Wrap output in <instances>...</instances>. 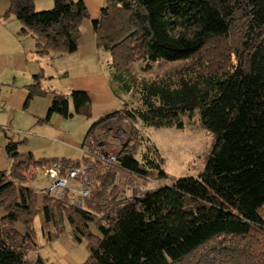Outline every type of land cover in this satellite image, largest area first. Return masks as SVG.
Segmentation results:
<instances>
[{"label": "trees", "instance_id": "trees-1", "mask_svg": "<svg viewBox=\"0 0 264 264\" xmlns=\"http://www.w3.org/2000/svg\"><path fill=\"white\" fill-rule=\"evenodd\" d=\"M35 1L8 0L2 18L18 21L19 37L35 40L37 57L75 53L81 25L89 20L85 3L53 0L51 9L36 11ZM91 26L97 49L108 53L116 74L127 71L138 56L143 70L158 61L179 66L137 81V108L122 107L90 125L86 139L93 147L99 148L96 129L111 120L130 125V144L121 148L118 165L106 170L80 209L69 196L59 200L29 186L35 176L31 169L58 159L19 153V143L8 139L11 166L0 172V264H46L39 256L29 258L38 251L36 217L48 242L67 229L77 242L85 240L83 264H264V0H104ZM43 78L42 73L33 76L24 109L48 94ZM53 115L91 118L85 94H52L40 122ZM194 117L214 137L198 178L170 181L153 156L135 158L137 123L183 130V119ZM118 169L149 177L155 171V178L168 185L117 201Z\"/></svg>", "mask_w": 264, "mask_h": 264}, {"label": "rangeland", "instance_id": "rangeland-1", "mask_svg": "<svg viewBox=\"0 0 264 264\" xmlns=\"http://www.w3.org/2000/svg\"><path fill=\"white\" fill-rule=\"evenodd\" d=\"M3 14L0 16V27L3 26V21L6 22L7 26L9 25V29L13 23V26L16 25V22L12 23L14 20L10 21L14 18L4 20L2 18ZM1 29L0 171L7 172L11 166L5 153L8 139L19 143V153L30 152L36 159L61 160L62 158H68L75 160L81 158L83 154L80 151L70 150V146L66 143L67 141L64 142L60 138L64 136V132L68 134L69 130H76L75 135L77 137L79 135L84 136V130L87 128L82 126L84 123L86 124L85 117L74 116L71 119L63 120V126L60 131L56 129L52 130L50 124L39 122L38 118L35 117L36 114H42V118H44L49 108L47 102H51L52 94H68L64 84L67 83L70 76L72 77L77 74L75 73L76 71L70 70L67 73L68 77L64 73H59V65H65V63L63 64L64 60H50V62L48 57L25 56V53L19 46L18 49L20 50L4 38L5 35L1 34ZM91 31L92 27L90 24L89 26H85V28L81 25L80 35L82 36L83 34L85 38L87 35L90 36ZM81 53H83L82 47ZM97 53L98 55H94L97 67H88L86 75L90 77L93 74L99 73L98 68L100 67L103 70V77L108 84L112 85L117 97L111 101L107 99L100 102L92 100L93 102L88 104L89 110L90 114L96 118L119 110L122 107L127 110L137 108L139 102L134 91L135 83L141 79L152 80L175 70L179 66L178 63L158 61L152 63L147 70H143V58L138 56L136 62L127 71L118 74L123 81L116 82L117 84L115 85V82L112 80L113 76L109 75L111 68H108V66L110 67L108 53L102 49H98ZM42 69L46 74L53 76L52 82L47 85L50 91L45 97L31 100L28 107L24 109L26 83L31 82V74L33 73H42L44 75ZM183 123V130L152 128L144 126L141 123L136 124L139 145L135 150V158L141 161L144 156H153L161 164L162 170L170 181L181 178H198L204 172L214 144L213 135L200 127L197 117L191 119L184 118ZM102 126H104L103 136L107 137L113 132L114 137V141H109L110 146L108 149L106 151L102 150L109 155H117V147L123 146L124 142L130 137V125L124 121L111 120ZM44 169H31L32 174L35 176L29 182V186L39 194H45L47 187V179L43 174ZM155 176L156 172L154 171L150 177L156 179ZM148 187L151 190L154 188L152 185H148ZM2 215L3 212L0 210V217ZM15 228L18 232L25 233L24 226L21 223H17ZM33 230L38 251L37 253L29 254L31 260L39 256L46 264H83L86 261L88 257L86 241L77 242L69 234L68 229L60 238L48 242L46 236L42 234L39 218L36 217L33 221ZM91 231L97 234L94 227H91Z\"/></svg>", "mask_w": 264, "mask_h": 264}, {"label": "crops", "instance_id": "crops-1", "mask_svg": "<svg viewBox=\"0 0 264 264\" xmlns=\"http://www.w3.org/2000/svg\"><path fill=\"white\" fill-rule=\"evenodd\" d=\"M82 1L85 3L88 9V12H89V20L84 21L82 23L83 28H85V26H89V24L91 25V22L96 21L99 18V12H100V9L102 8L104 0H82ZM37 5H38V8H37ZM52 5H53V0H36L34 3V8L36 11H43L46 9H51ZM7 6H8V0H1L0 16L5 12V10L7 9ZM10 21H12V23L16 22L15 23L16 25L13 26L14 24L13 23L12 27L9 29V25L7 26L6 22L3 21L2 23L3 26L0 27L2 28L1 34L5 35L4 38L8 40L9 42H11V44H13L14 47L18 49V46H19V48L22 49L23 52L25 53V56L33 55L37 57L35 54V50H34L35 40L31 37H25V38L19 37L18 33L20 31V24L15 19H11ZM84 32H85V29H84ZM81 47H82L83 53H81ZM97 51L98 49L96 47V39H95V35L92 30L90 32V36L87 35L84 38L83 34L82 36L80 35L78 39V48L75 53L73 54L50 53V55L45 56L49 58V61L50 60H64L63 64L65 63V65H62V66L59 65L60 67L59 73H64L67 75V73L70 70L76 71L75 73L77 74L75 76L69 77L67 75L69 78H68L67 83L64 84L65 89L67 90V93H68L66 96H69L71 91H81L85 94L88 104H91L93 102L92 100L100 102V101L107 99L111 101L113 100V98L117 97L116 92L114 88L112 87V85L108 84V82L103 77V70L100 67L98 68L99 73L91 75V76L95 75L94 77H91V76L87 77L86 75L88 67H94V66L97 67V62L95 61V57H94V55H98ZM1 66H2V63L0 61V67ZM108 68L110 67L108 66ZM42 71L44 73L43 75L44 78L41 81V87L45 91L49 92L50 89L48 88L47 85L48 83L52 82L53 76L46 74L43 69ZM34 75L36 74L34 73L31 74V82L26 83L27 86H25L26 87L25 88L26 90L25 98L27 97V87L32 84ZM109 75L113 76L112 80L115 82V85L118 82L123 81V79L118 74L114 73L111 69L109 71ZM106 85L108 86L106 87ZM60 95H65V94L61 93ZM49 105H50V101L47 102L48 107ZM35 117L38 118L39 122L40 120L44 119L42 118L43 117L42 114H36ZM96 119L97 118L93 115H91V118H86V124L84 123V125H82L85 128L87 127L86 130H84L85 131L84 136L79 135L77 137L75 135L76 130L75 131L69 130L68 134L64 132L65 133L64 136H62V138L60 139L64 142L67 141L66 143L70 146V150L80 151L81 154H83V152L85 151L84 141L86 140V133L88 131V128L92 124L91 122L95 121ZM63 120H66V119H63L62 117L58 115H53L50 118V120L47 122V124H50V126L52 127V130L56 129L57 131H60L63 126ZM103 127L104 126L101 125L100 127L96 129L94 133V139H95L96 146L106 151L108 147L110 146L109 141L110 140L114 141V137L112 134L113 132L111 133V135H108L107 137L103 136ZM125 143L130 144V137L128 140L124 142V145ZM123 146L121 145L117 147L116 153H118ZM62 159H68V158H62ZM68 160H71V159H68ZM75 160H78V159H75Z\"/></svg>", "mask_w": 264, "mask_h": 264}, {"label": "built area", "instance_id": "built-area-1", "mask_svg": "<svg viewBox=\"0 0 264 264\" xmlns=\"http://www.w3.org/2000/svg\"><path fill=\"white\" fill-rule=\"evenodd\" d=\"M84 146V158L77 162L57 160L43 170L47 179L45 194H50L59 200H63L65 195L69 196L72 204L79 209L82 207V201L90 196L95 184L106 170L118 165L117 155H109L104 150L93 147L87 139L84 141ZM148 185L154 186L153 190H155L168 185V182L118 169L113 184L114 197L117 201L142 197L151 191Z\"/></svg>", "mask_w": 264, "mask_h": 264}]
</instances>
